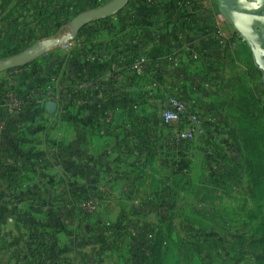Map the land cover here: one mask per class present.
Instances as JSON below:
<instances>
[{"label":"crops","instance_id":"1","mask_svg":"<svg viewBox=\"0 0 264 264\" xmlns=\"http://www.w3.org/2000/svg\"><path fill=\"white\" fill-rule=\"evenodd\" d=\"M74 1L69 0L67 6L73 8ZM96 22L89 23L88 31L73 40L38 56L28 67L7 71L26 70L22 79L30 80L36 76L34 62L41 61L46 69L51 50L71 57L39 94L31 95L35 104L25 102L21 112H11L1 91L6 93L8 87L0 83L4 102H0V120L6 118L9 129L3 141L0 136V192H29L11 203H0V220L5 221L0 231V264H38L34 252L53 243L69 249L57 264H69L70 260L87 264L96 254L103 264V252H113L104 264H119L111 245L113 237L90 233L83 223L74 234L51 237L43 228L26 237L8 213L22 209V204L41 192H51L54 208H61L65 206L61 199L67 195L111 190V194L135 193L133 203L148 204L149 218L155 216L151 208L158 200L153 177L163 172L171 176L173 170L164 163L177 134L162 121L169 100L188 101L198 128L223 126L215 116L211 118V112L224 113L223 105L237 99L231 78L234 65L242 70L251 49L234 37L235 29L212 0H133L120 14L102 24ZM70 23L60 28L55 24L44 29L38 26V41L30 48L60 39L54 33ZM101 25L104 28L98 30ZM222 35L230 39L224 47ZM141 60L147 65L139 76L134 67ZM48 102L56 104L53 113L46 109ZM217 117L220 119L219 114ZM183 126L187 129L189 121ZM23 153L29 154L27 159ZM14 178L19 183L11 184ZM104 179L112 180L109 187L100 183ZM166 182L169 185V179ZM116 183L118 187L113 189ZM17 203L19 207H13ZM17 228H21L18 233ZM141 252L131 254L126 264H151V244L145 255Z\"/></svg>","mask_w":264,"mask_h":264},{"label":"rangeland","instance_id":"2","mask_svg":"<svg viewBox=\"0 0 264 264\" xmlns=\"http://www.w3.org/2000/svg\"><path fill=\"white\" fill-rule=\"evenodd\" d=\"M114 1L100 0L97 9ZM212 1L217 8V0ZM69 33L70 24L54 34L61 39ZM44 35L41 33L39 36L41 40L44 39L41 42L46 41ZM40 45L37 43L38 47ZM29 50L32 49L21 48L15 57ZM4 53L5 50L0 49V62L14 58H5ZM56 57L65 58L68 55L60 56L56 50H51L46 59ZM33 67L45 69L41 61L34 62ZM247 67L246 61L242 70L234 65L231 76L237 91L234 104L223 105L224 113L211 112V118L215 116V121L223 122V126H194L196 132L192 141L183 145L176 141L178 132L184 130V126L172 127L177 134L164 162H167L168 168H173L175 163L184 159L187 172L183 173V177L174 178L173 168L171 176H165L163 172L153 177L158 200L156 207L151 208L155 216L149 218L148 204L139 206L133 203L135 193L121 195L111 194V190H94L80 197L67 195V199H61L65 201V206L61 208H54L51 192H41L29 199L27 204H22V209H11L13 213L9 212V217L20 224L26 237L45 228L51 237L56 233L74 234L77 230L79 232L80 223H83L89 227L85 230L90 233L113 237L111 245L116 248L114 253L119 257V264H126L131 254L135 255L138 250L145 255L150 244L152 247L154 235L159 232L170 234L176 264H264V178L251 174L246 165L244 138L238 122L240 113H235L236 110L245 109L242 104L245 96L239 90L244 84ZM26 73V70H18L15 74L1 73L0 83H5L8 87L5 90L8 91L11 89L8 85L22 80ZM246 85L256 88L257 96H263L264 88L258 76ZM235 103H238L237 107ZM259 122V119L254 122L257 130ZM168 179L169 185L166 182ZM100 183L109 187L112 180L104 179ZM111 187L115 189L118 183ZM68 201H71L69 205ZM13 207H19V203ZM49 222L54 224L46 226ZM4 224L5 221L1 219L0 231ZM20 231L21 228H17V233ZM139 232L141 235L138 237ZM109 253L103 252V264L113 252ZM100 258L96 254L88 259L87 264H100ZM142 259L145 261V258ZM77 263L81 264V261H69V264Z\"/></svg>","mask_w":264,"mask_h":264},{"label":"trees","instance_id":"3","mask_svg":"<svg viewBox=\"0 0 264 264\" xmlns=\"http://www.w3.org/2000/svg\"><path fill=\"white\" fill-rule=\"evenodd\" d=\"M68 1L69 0H0V45L1 49L6 52L3 56L7 58L21 52V48H30L34 41L38 40V26L44 29L50 24H55V26L60 28L64 24L71 22L80 14L95 10L99 7V0H75V6L73 8L67 6ZM132 1L133 0H131V2ZM121 12L122 10L119 14ZM108 19L109 17L97 21L102 24L108 21ZM88 26L89 25L82 28L78 35L88 31ZM102 28H104L103 25L98 30ZM10 37L12 38L10 39ZM244 43L247 44L246 42ZM70 59L71 57L52 58L49 60L46 69L36 67V76L30 78V80L22 79L14 85L9 84L8 86L14 88L13 90L24 102L35 104V101L30 98L31 95L33 93L39 94L40 88L48 84L53 76L60 72L62 65L64 63L68 64ZM246 60L248 67L243 79L244 84L241 85L242 89L239 90V93L245 96L242 103L245 105V109L236 110L235 113H240L238 122L240 123L244 138L246 165L251 174L254 173L264 178V104L262 102V94L257 96L256 88L253 89L251 85H246L248 82L250 83L251 80H254V78H257L260 72L255 65L250 51L247 52ZM31 63H33V61H30L19 69H24ZM261 78L264 81L262 75ZM1 91L5 94V91ZM0 102L3 105L4 102L2 101V97L0 98ZM238 103H235L236 107ZM258 119L260 122L257 130V126L254 127V122L255 120L258 121ZM7 130L9 129L6 123V128L2 133V141L6 136ZM27 155L29 154L23 153V158L27 159ZM25 164L26 162L24 163V168ZM173 168L175 169L173 173L174 178H178L179 176L183 177V173L187 172V164L184 159L175 163ZM175 180L177 181V179ZM16 183H19L18 180L15 178L12 179L11 184L15 185ZM28 194L29 192L24 191L0 192V203L3 202L8 204ZM53 224L54 223L49 222L46 223V226H52ZM172 244V238L169 233H157L151 247V264H176V256ZM68 250V247H60L58 243H53L50 246L46 245L38 248L34 252V258H38V264H57L62 254L66 253Z\"/></svg>","mask_w":264,"mask_h":264},{"label":"water","instance_id":"4","mask_svg":"<svg viewBox=\"0 0 264 264\" xmlns=\"http://www.w3.org/2000/svg\"><path fill=\"white\" fill-rule=\"evenodd\" d=\"M130 2L131 0H115L106 7L80 14L71 21V33L68 36L44 42L39 47L0 62V73L24 67L53 47L73 40L89 23L117 15ZM217 4L222 16L250 47L255 65L264 77V15L256 14L264 11V0H217ZM46 109L53 113L56 104L48 102Z\"/></svg>","mask_w":264,"mask_h":264},{"label":"built area","instance_id":"5","mask_svg":"<svg viewBox=\"0 0 264 264\" xmlns=\"http://www.w3.org/2000/svg\"><path fill=\"white\" fill-rule=\"evenodd\" d=\"M234 37L237 40H243L239 33L235 31ZM230 40L228 36L222 35L220 44L221 46H225V42ZM244 41V40H243ZM146 61H139L134 69L137 75L141 76L144 74L146 69ZM17 70V69H16ZM25 102L19 97V95L14 90H8L5 93V103L4 105L8 106L11 112H21L22 107ZM185 120L189 121L190 126L182 131H179L177 134V143L180 145L191 142L195 131V124L197 123L196 115L193 113V110L188 101H185L181 98H172L169 100L167 107L164 109L162 113V121L167 126L179 127L183 125ZM6 118H2L0 120V136L2 135L4 129L6 128Z\"/></svg>","mask_w":264,"mask_h":264},{"label":"flooded vegetation","instance_id":"6","mask_svg":"<svg viewBox=\"0 0 264 264\" xmlns=\"http://www.w3.org/2000/svg\"><path fill=\"white\" fill-rule=\"evenodd\" d=\"M256 14H259V15H264V11H263V12L256 13Z\"/></svg>","mask_w":264,"mask_h":264}]
</instances>
